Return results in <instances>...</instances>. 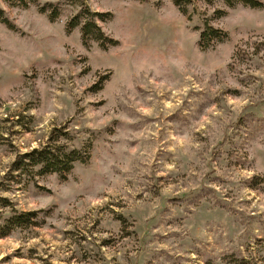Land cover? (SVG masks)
<instances>
[{"label": "rangeland", "instance_id": "374dc122", "mask_svg": "<svg viewBox=\"0 0 264 264\" xmlns=\"http://www.w3.org/2000/svg\"><path fill=\"white\" fill-rule=\"evenodd\" d=\"M38 1L53 22L0 0V264H264V9L84 0L103 50ZM206 20L229 39L202 51ZM56 129L88 163L16 171Z\"/></svg>", "mask_w": 264, "mask_h": 264}, {"label": "trees", "instance_id": "16d2710c", "mask_svg": "<svg viewBox=\"0 0 264 264\" xmlns=\"http://www.w3.org/2000/svg\"><path fill=\"white\" fill-rule=\"evenodd\" d=\"M6 3L21 7L29 8L31 5H37L39 12L42 14H48V18L51 22L55 20L59 14L61 2L51 3L46 2L41 4L38 0H4ZM199 0H174L175 6L184 15H189V7L194 6ZM208 6H213L217 2L223 3L228 8H235L238 5L250 7L252 9L263 10L264 2L261 0H200ZM70 5L79 4L80 12L69 22L67 26V32H72L76 27L82 26L81 34L82 41L85 47H89L90 41H96L103 50H108L110 47L117 46L119 43L117 40L109 37L102 27L98 24V21L107 22L113 17L112 14H103L100 12L91 11L84 0H63ZM219 17L226 15L225 11L217 12ZM81 18L85 20L81 24ZM0 21L5 24L10 30L18 31V27L11 21L6 12L0 7ZM229 39L228 32L214 28L209 25V21H205L204 30L200 32L199 46L202 51L214 48L215 45L224 43ZM57 136V137H55ZM63 140V143H61ZM73 140L68 131L64 129H56L52 132L48 144L40 149H34L32 152L21 155L14 163L13 167L16 171L25 173L28 168L37 169L39 175L56 174L62 179H66L68 175L73 171L76 163L87 164L89 161L90 152L77 149L69 145V142ZM14 214L13 220L16 224H22L28 221L33 222L32 218L37 219L35 212L23 214V212L17 209H12ZM18 214V215H17ZM27 216V217H26ZM31 217V218H28ZM24 217L27 220H24ZM35 224V223H33Z\"/></svg>", "mask_w": 264, "mask_h": 264}]
</instances>
